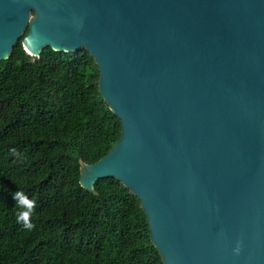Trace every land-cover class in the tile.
Segmentation results:
<instances>
[{
    "label": "water",
    "instance_id": "obj_1",
    "mask_svg": "<svg viewBox=\"0 0 264 264\" xmlns=\"http://www.w3.org/2000/svg\"><path fill=\"white\" fill-rule=\"evenodd\" d=\"M18 40L93 59L120 133L78 184L127 188L162 264H264V0H0Z\"/></svg>",
    "mask_w": 264,
    "mask_h": 264
},
{
    "label": "trees",
    "instance_id": "obj_2",
    "mask_svg": "<svg viewBox=\"0 0 264 264\" xmlns=\"http://www.w3.org/2000/svg\"><path fill=\"white\" fill-rule=\"evenodd\" d=\"M96 81L84 49L32 57L18 40L0 59V264H162L127 188L112 177L78 184L80 163L120 133ZM17 190L36 203L31 231L16 221Z\"/></svg>",
    "mask_w": 264,
    "mask_h": 264
},
{
    "label": "clouds",
    "instance_id": "obj_3",
    "mask_svg": "<svg viewBox=\"0 0 264 264\" xmlns=\"http://www.w3.org/2000/svg\"><path fill=\"white\" fill-rule=\"evenodd\" d=\"M29 43H39L38 34H32L31 37L26 38ZM13 199L15 201V218L18 223L22 225L25 230L31 231L35 225L32 222V215L36 207L34 200L29 199L22 190H17L13 193ZM236 253H239V245L234 249Z\"/></svg>",
    "mask_w": 264,
    "mask_h": 264
}]
</instances>
